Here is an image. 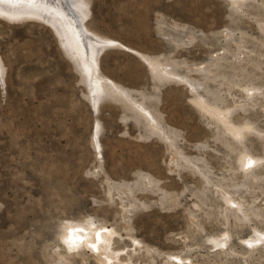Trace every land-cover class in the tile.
Segmentation results:
<instances>
[{"label": "rangeland", "instance_id": "374dc122", "mask_svg": "<svg viewBox=\"0 0 264 264\" xmlns=\"http://www.w3.org/2000/svg\"><path fill=\"white\" fill-rule=\"evenodd\" d=\"M238 1L82 8L84 25L115 43L96 38L102 74L147 107L172 146L91 93L53 12L16 15L28 6L0 2V264H104L103 249L63 247L69 224L83 221L113 232L112 264H264V242L246 245L264 233V0ZM142 57L177 76L159 84ZM213 97L256 160L245 174L242 148L199 111L197 99ZM223 234L227 244L212 248Z\"/></svg>", "mask_w": 264, "mask_h": 264}, {"label": "bare ground", "instance_id": "6f19581e", "mask_svg": "<svg viewBox=\"0 0 264 264\" xmlns=\"http://www.w3.org/2000/svg\"><path fill=\"white\" fill-rule=\"evenodd\" d=\"M81 1L82 2L77 5H72L71 0H0V2H7L12 5L25 3L28 6L27 10L23 9L24 12L20 11L19 13H16V15L36 16L39 15L37 14L38 10L53 12L56 24L61 30V44L69 57L74 61L76 69L81 75L82 81L89 84L91 93L98 94L99 96L105 95L116 102L123 103L129 110L136 112L137 117L145 118L146 126L149 128L150 133H158L159 135L164 136L170 142L169 145L172 146L173 142L170 136H167L162 129L160 130V125L157 123L155 125V120L158 122L157 118L147 111V107L144 104L137 103L136 101L134 102L131 96H129L130 94L128 95L126 91L120 87V85L113 83L102 74L97 57L96 43H98L99 39L106 42L108 45L113 44L114 40L112 41L111 38H104L98 33H95V31L91 30L89 24L84 25V21L86 20L88 13L84 12L82 8L84 4L88 3V0ZM241 3H239L238 0H229L230 6L235 10L237 9V5ZM1 12H3V10L0 8V13ZM117 43L119 42L117 41ZM142 58L148 63L153 79L159 84L169 81L168 76L170 75L172 77V75H174L172 72L166 70L168 69V65H166V63L164 64L165 61L160 59ZM253 83L247 81V85L252 86ZM197 104L202 116L211 120V122L217 126L220 131V139L223 140L224 144H226L231 150L234 148L241 149L244 132L241 128L231 124L230 112L222 111L220 105L221 97H213L211 101L199 98L197 99ZM241 151V155L238 159V168L239 171L241 170L245 174V172L256 163V160L248 150L242 148ZM249 162H251V164H249ZM226 205L227 207L233 205L230 197L226 199ZM223 217L227 220L225 211H223ZM69 229H82L83 231L74 234L76 237L82 238V241L69 240ZM98 233L100 237L99 239L97 238ZM112 234L113 232L98 230L95 226H93L91 221L70 223L62 240L63 247L67 254L73 253L82 246H86L94 252L103 249V253L105 255L103 259L104 264H112L113 261L117 259L110 251ZM66 241L68 242L66 243ZM228 241L229 235L223 234L211 239L210 244L212 248H223ZM262 242H264V233L255 231L252 237L246 242V245L253 248ZM90 245H95V248L90 247ZM62 257L64 259V256ZM62 257H60V260L57 257L58 262H61Z\"/></svg>", "mask_w": 264, "mask_h": 264}, {"label": "snow or ice", "instance_id": "6c2138e0", "mask_svg": "<svg viewBox=\"0 0 264 264\" xmlns=\"http://www.w3.org/2000/svg\"><path fill=\"white\" fill-rule=\"evenodd\" d=\"M249 164H251V162H249ZM80 231H83L82 229H69V240H73V241H76V240H80L82 241V238H79V237H76L74 234L77 233V232H80ZM97 238L99 239V233L97 234ZM68 241H66L67 243ZM251 246V245H250ZM90 247H93L95 248V245H90Z\"/></svg>", "mask_w": 264, "mask_h": 264}]
</instances>
